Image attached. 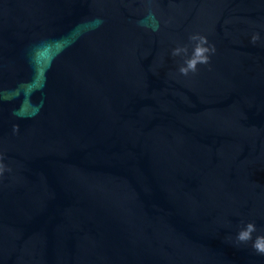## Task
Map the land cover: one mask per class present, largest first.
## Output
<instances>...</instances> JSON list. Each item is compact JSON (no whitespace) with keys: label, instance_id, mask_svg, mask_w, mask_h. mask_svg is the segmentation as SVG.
Returning <instances> with one entry per match:
<instances>
[{"label":"water","instance_id":"1","mask_svg":"<svg viewBox=\"0 0 264 264\" xmlns=\"http://www.w3.org/2000/svg\"><path fill=\"white\" fill-rule=\"evenodd\" d=\"M0 168V264H264V0H0Z\"/></svg>","mask_w":264,"mask_h":264},{"label":"clouds","instance_id":"2","mask_svg":"<svg viewBox=\"0 0 264 264\" xmlns=\"http://www.w3.org/2000/svg\"><path fill=\"white\" fill-rule=\"evenodd\" d=\"M155 30V29H154ZM259 37L253 36V42H255ZM191 40L197 41L195 47L193 48L192 54L190 58H187L184 61V65L179 68V72L182 75H188L189 71L195 72L196 71V65L199 64H207L209 62V57L207 53L210 51H215L214 47L209 48L205 45L207 44V38L203 36H191ZM186 47H177L173 50L172 55L177 56L181 53H187ZM3 169L0 168V171ZM256 231V227L252 223H248L243 229H241L237 235L236 239L240 242H247L249 240H252V233ZM252 247L253 249L259 253L264 254V235L257 236L255 240L252 241Z\"/></svg>","mask_w":264,"mask_h":264}]
</instances>
